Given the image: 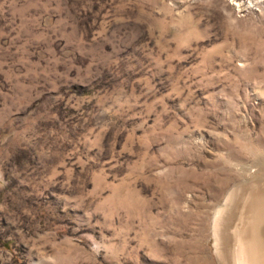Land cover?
Listing matches in <instances>:
<instances>
[{
  "label": "rangeland",
  "instance_id": "374dc122",
  "mask_svg": "<svg viewBox=\"0 0 264 264\" xmlns=\"http://www.w3.org/2000/svg\"><path fill=\"white\" fill-rule=\"evenodd\" d=\"M264 179V0H0V264H222Z\"/></svg>",
  "mask_w": 264,
  "mask_h": 264
},
{
  "label": "bare ground",
  "instance_id": "6f19581e",
  "mask_svg": "<svg viewBox=\"0 0 264 264\" xmlns=\"http://www.w3.org/2000/svg\"><path fill=\"white\" fill-rule=\"evenodd\" d=\"M222 264H264V179L235 187L215 215Z\"/></svg>",
  "mask_w": 264,
  "mask_h": 264
}]
</instances>
